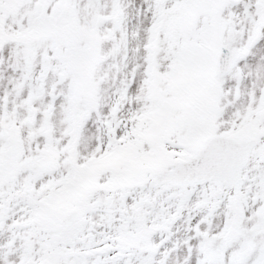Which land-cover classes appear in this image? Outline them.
I'll list each match as a JSON object with an SVG mask.
<instances>
[{"label": "snow or ice", "instance_id": "snow-or-ice-1", "mask_svg": "<svg viewBox=\"0 0 264 264\" xmlns=\"http://www.w3.org/2000/svg\"><path fill=\"white\" fill-rule=\"evenodd\" d=\"M0 264H264V0H0Z\"/></svg>", "mask_w": 264, "mask_h": 264}]
</instances>
